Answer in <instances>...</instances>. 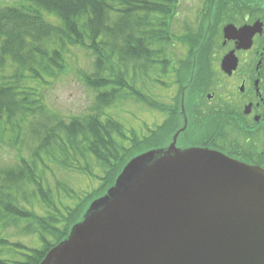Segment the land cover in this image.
<instances>
[{
	"label": "trees",
	"instance_id": "1",
	"mask_svg": "<svg viewBox=\"0 0 264 264\" xmlns=\"http://www.w3.org/2000/svg\"><path fill=\"white\" fill-rule=\"evenodd\" d=\"M177 12V0H18L0 7V246L28 252L0 264H41L128 161L152 148L149 133L128 134L106 110L131 94L165 111L135 87L138 75L150 76L157 65L161 74L176 73L184 59L197 68V56L173 63L177 43L187 53L200 47L187 22L178 31ZM72 47L92 56V70L81 76L97 95L93 114L67 123L49 107L45 90L66 73ZM178 81V97L193 87ZM57 170L97 178L100 185L78 193L56 178ZM60 188L74 204L60 198ZM9 227L36 235L41 246L11 241Z\"/></svg>",
	"mask_w": 264,
	"mask_h": 264
},
{
	"label": "water",
	"instance_id": "2",
	"mask_svg": "<svg viewBox=\"0 0 264 264\" xmlns=\"http://www.w3.org/2000/svg\"><path fill=\"white\" fill-rule=\"evenodd\" d=\"M41 264H264V169L198 147L139 153Z\"/></svg>",
	"mask_w": 264,
	"mask_h": 264
},
{
	"label": "flooded vegetation",
	"instance_id": "3",
	"mask_svg": "<svg viewBox=\"0 0 264 264\" xmlns=\"http://www.w3.org/2000/svg\"><path fill=\"white\" fill-rule=\"evenodd\" d=\"M181 2L188 36L200 43L185 58L197 56V68L184 59L172 81L176 94L168 115L153 109L152 149H210L264 169V0ZM180 79L194 83L177 97Z\"/></svg>",
	"mask_w": 264,
	"mask_h": 264
},
{
	"label": "rangeland",
	"instance_id": "4",
	"mask_svg": "<svg viewBox=\"0 0 264 264\" xmlns=\"http://www.w3.org/2000/svg\"><path fill=\"white\" fill-rule=\"evenodd\" d=\"M18 0H0V7L11 5ZM191 7L190 5H188ZM187 7L183 2L178 6L177 20L175 26L178 31H183L182 25L189 18L186 15ZM188 13V12H187ZM174 50V65L179 66L180 62L185 58L187 53L181 43H177ZM172 49V50H173ZM67 70L66 73L53 82L52 86H48L46 92V102L49 107L58 113L59 117L63 118L67 123L72 119L82 118L93 114L92 109L96 107L95 90L89 88L83 81L81 73L83 71L90 72L92 70V56L85 49L72 47L67 53ZM171 68H169L170 70ZM159 65L152 68L150 76L138 75L135 82V87L143 91L154 100L170 106V101L175 97L174 83L175 73L161 74ZM159 79V83L154 82ZM168 84L164 86L163 84ZM152 109V110H151ZM148 104L138 101L135 96L128 94L124 98L117 100L111 108L106 110V114L123 124L128 134L135 131L140 137L148 135L149 127L153 124V111ZM158 111H161L160 109ZM164 112V113H163ZM162 117L168 115L165 111L160 114ZM100 174L102 172L98 170ZM56 178L74 188L78 193L90 192L93 188L100 185V180L97 178H89L88 176L68 170H57ZM56 178H53V186L56 188ZM60 198L70 204L71 202L66 193L60 188ZM86 213V211H85ZM83 214V217L85 215ZM82 217V218H83ZM9 239L18 241L27 246L40 247L41 241L36 235L21 234L19 229L9 227ZM20 232V233H19ZM28 253L26 250L15 249L7 245L0 246V261L6 260H22L25 258L23 254Z\"/></svg>",
	"mask_w": 264,
	"mask_h": 264
}]
</instances>
